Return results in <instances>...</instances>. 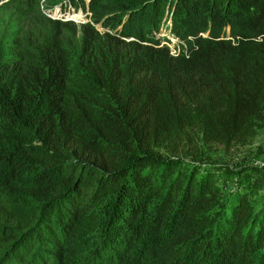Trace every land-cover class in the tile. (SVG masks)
Returning a JSON list of instances; mask_svg holds the SVG:
<instances>
[{"label":"trees","instance_id":"1","mask_svg":"<svg viewBox=\"0 0 264 264\" xmlns=\"http://www.w3.org/2000/svg\"><path fill=\"white\" fill-rule=\"evenodd\" d=\"M40 1L2 2L20 11L0 53V205L33 221L0 222V264H264V203L246 213L234 190L207 217L220 167L136 143L154 123L240 133L264 100V38L238 35L264 23V0H54L88 7L79 25ZM167 31L187 53L161 44ZM74 51L97 85L80 81L83 112L125 139L74 143Z\"/></svg>","mask_w":264,"mask_h":264},{"label":"rangeland","instance_id":"2","mask_svg":"<svg viewBox=\"0 0 264 264\" xmlns=\"http://www.w3.org/2000/svg\"><path fill=\"white\" fill-rule=\"evenodd\" d=\"M3 1L0 0V53L6 54L8 49L6 45L15 34V23L20 10L19 5L4 4ZM44 3L51 5L47 10H53L52 13L58 18L67 11L73 10L71 7L66 10L53 7L54 0H45ZM48 14L50 15V12ZM75 23L80 24V22ZM98 28L102 30L101 27L98 26ZM165 34L168 37L169 44L167 46L171 53H174L175 50L178 51V48L181 49V47H184V52L187 53L186 46L178 37L169 31ZM246 35L249 36L247 37L249 39L253 37L255 40H261L264 38V23L261 22L255 26L249 25V27L241 29L238 36L244 38ZM77 58L78 51H74L70 59L69 67L71 69L68 73L69 81L65 94L66 124L74 136V143L78 145L80 139L91 136H94L93 139H95L98 132L111 140L125 139V135L122 133L115 134V130L107 129L106 122L93 118L92 113L83 112L81 104L87 96L82 90L84 82L80 81L84 80L89 82V85L93 84V88L97 85L89 77L77 73ZM87 110L93 112L92 109L87 108ZM136 143L140 149H146L155 154L178 157L189 163L220 167L215 178L219 191L210 198V203L202 208L207 217L214 213L219 207L220 201L228 197L234 190L248 193L245 201L246 213L256 211L264 203V186H258L261 182L264 183V100L259 111L248 116L240 133L234 136L210 134L199 124L161 126L154 123L148 124L146 129L136 136ZM226 176L229 180L225 179ZM32 221L33 218L24 214L10 213L7 208L0 205L1 223L25 229Z\"/></svg>","mask_w":264,"mask_h":264},{"label":"built area","instance_id":"3","mask_svg":"<svg viewBox=\"0 0 264 264\" xmlns=\"http://www.w3.org/2000/svg\"><path fill=\"white\" fill-rule=\"evenodd\" d=\"M71 8H73V7H71ZM87 8L88 7L82 8L81 6L74 7L72 11H67V13L62 14L61 17H59V19H61V20H72V21L77 22V23L78 22L84 23V22L91 21V12ZM48 16H50L51 18H58L56 15H54V13H50V15L48 14ZM98 26L101 27L102 30H100L98 28ZM95 27L97 30H99L100 33H103L104 31L109 30V29L102 27L101 24H99V23L95 24ZM164 42L166 45L169 44V42H167V41H163L161 44H163ZM177 52L178 51L175 50V52L172 54H176Z\"/></svg>","mask_w":264,"mask_h":264}]
</instances>
